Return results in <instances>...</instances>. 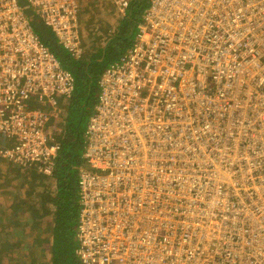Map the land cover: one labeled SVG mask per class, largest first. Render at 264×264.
<instances>
[{
	"label": "built area",
	"instance_id": "1",
	"mask_svg": "<svg viewBox=\"0 0 264 264\" xmlns=\"http://www.w3.org/2000/svg\"><path fill=\"white\" fill-rule=\"evenodd\" d=\"M25 1L52 29L55 44L80 59L78 0ZM136 1L111 0L128 19ZM174 2L175 20H203L201 44L190 52L201 57L219 47L220 54L196 66L186 65L194 56L183 50H176L183 56L178 61L161 59L163 46L170 52L168 44L181 38L173 28ZM141 19L134 46L98 82L84 132L79 264H264V102L255 104L250 88L261 84L264 93V71L250 72L264 69V0H150ZM227 57L234 58L230 66L222 64ZM74 88L72 74L43 43L20 0H0V144L15 162L53 175L63 132L57 102ZM159 91L167 97L154 99ZM136 116L139 129L132 124ZM168 117L176 122L171 131ZM157 129L166 131V142L156 140ZM206 143V159L186 157L182 166L192 170L179 173L182 183L171 200L165 193L176 190L168 181L177 171L166 168L178 147L193 154ZM139 165L152 170L151 177L133 171ZM162 200L172 206L164 223L148 213Z\"/></svg>",
	"mask_w": 264,
	"mask_h": 264
},
{
	"label": "trees",
	"instance_id": "2",
	"mask_svg": "<svg viewBox=\"0 0 264 264\" xmlns=\"http://www.w3.org/2000/svg\"><path fill=\"white\" fill-rule=\"evenodd\" d=\"M20 2L43 43L55 53L63 64V67L72 74L75 88L80 86L79 93L74 88L73 95L68 98L67 104L70 105L66 106V113L63 117L69 118V115L72 113L73 103L78 98L80 100L75 109V114L79 111L78 105L80 104H82L83 109L87 107L89 109L94 93L95 96L99 95L98 90L100 87L98 81L102 72L114 63L118 56L126 54L130 49L133 42L132 38L138 31L137 24L126 18L123 19L126 22V26L124 28L119 27L120 30L116 37H114V41L111 44V53L108 56H100L98 59H95V54L92 53V50H86L83 58L76 59L67 49L55 44L54 32L31 10L28 3L25 0H20ZM149 2L150 0H137L126 14L132 19L140 20ZM82 18L83 15H81V20L82 24H85L88 19ZM93 19L96 18L93 17L91 20ZM81 20L79 21L78 19L79 25H81ZM106 45L107 43L104 41L103 46ZM95 62L99 66V69L95 68ZM92 69H95V71H91ZM93 73L95 76L99 75L98 80L92 79L91 83H89V79L94 77ZM93 85L96 87L94 86L93 88ZM65 133H67L65 142L68 144L71 142V145L82 146V134L78 128L76 140L73 139L74 133L70 134L67 127ZM61 135L58 136L61 146L60 156L56 161V167L52 176H48L35 168L26 167L20 162H15V156L12 153H6L9 147L5 144H0V164H2L0 166V173L6 175L7 177L5 178H8L3 180L11 181L10 183L2 182L6 184L7 195H3L4 189L0 193V200L7 201V203L0 205V264H79L72 254L71 244L69 245L72 233L78 229L74 230V223L71 222L72 214L68 207L70 201L68 196L62 193L63 189H60L62 183L59 177L64 162L75 164L79 167L80 172L81 168L85 165V161L83 157L64 158ZM22 161L25 160L23 159ZM16 176L20 178V181H16ZM23 176H25V179L21 180ZM78 179L80 181L79 176ZM29 181L33 182L29 186L25 185ZM44 184H48V186L52 187L51 189H57L54 192V202H50L49 194H46L47 189L45 190L39 186ZM27 186L29 189L27 191L30 193L28 195L24 193L22 198H26L27 196V199L32 198L38 201V204L40 203L38 207L33 206L31 201H19L21 190ZM64 188H66V185H64ZM49 191L51 193V190ZM40 194L45 196L43 200L37 198ZM55 197L59 200L58 203ZM75 198L78 202V191ZM7 210L11 212L7 213ZM26 211L32 217V221L27 220ZM76 217L79 220V210L77 208ZM25 227H31V232L26 237L23 232Z\"/></svg>",
	"mask_w": 264,
	"mask_h": 264
},
{
	"label": "bare ground",
	"instance_id": "3",
	"mask_svg": "<svg viewBox=\"0 0 264 264\" xmlns=\"http://www.w3.org/2000/svg\"><path fill=\"white\" fill-rule=\"evenodd\" d=\"M150 4V2H149ZM174 6H175V18H174V21H173V28L175 31L177 32H180L181 33V38L180 39H175L173 42H171L170 44H168V47L169 49L171 50L170 52H167L166 49H165V46L164 47V55L161 57L165 59V61H170V63H172L174 60L175 61H178L180 59H182L183 56H181L180 54H177L176 53V50H183V51H186L187 55L190 57L191 55H193L194 57L192 58V60L188 59L186 60V65L187 66H196L197 63H202V62H206L210 59H213L216 55L220 54L219 52V47H216L215 49L213 50H208V51H205L202 56L200 57L198 55V52H190L189 48L193 47L192 44H195L197 47H199V45L201 44V41L197 42L196 39L197 38H202L203 37V28L200 29V26L201 24L203 23V20L202 18L200 19H183L182 17H179L177 20L176 17L178 16L177 15V10L179 9L178 7V3L177 2H174L173 3ZM184 11L182 10L181 14H183ZM180 14V15H181ZM122 19L126 18L128 19L127 17H125L124 15H122L121 17ZM240 21V17H237ZM130 20L131 22L133 23H136L137 24V27H138V31L136 32V34H134L133 36V42H132V45L130 48H132L135 44V41L137 39V36H138V32L141 30L142 27H144V22L142 21V19L140 20H135V19H128ZM199 22V23H198ZM205 27V25H204ZM255 31L257 32H260L258 31V29H255ZM166 32V31H164ZM260 40L263 42V45H264V32H261L260 34ZM162 43L163 45H167L165 43H168L167 42V39H164L162 40ZM167 47V46H166ZM81 48L82 50L84 51V45L83 43H81ZM216 52V54L214 53ZM259 55H262L263 53L262 52H259L258 53ZM83 55L80 57L83 58ZM153 60H155L153 58ZM233 59H230V58H225L223 59V62L222 64L223 65H226V66H230L231 65V61H233ZM235 69V68H234ZM257 71H264L263 68H259V69H256V68H252V70L250 71L251 73H255ZM184 75L187 76V78L189 77V74L186 72H184ZM186 78V79H187ZM190 83V81L188 82V80L186 81L185 84L182 85L183 86H188V84ZM261 84H252L251 85V90L253 92V102L255 104H260L262 102H264V93L261 92V88H260ZM162 91H159L155 94V96H153L154 99L156 98H163V97H167L165 94H162L161 93ZM153 99V100H154ZM208 107H206V105H203V109H206ZM168 121H169V124H170V131L172 130V128H174L176 126V122L174 121V119L172 117H168L167 118ZM183 125L185 124H188V121H182L181 122ZM132 124L135 125V127H137L138 129L141 128V124H142V119L139 118V117H135L132 121ZM227 127H228V123H227ZM216 130H220L219 127L216 128ZM154 134H155V137H156V140L157 141H162V142H166L165 140V135H167L166 131H162L160 129H157L154 131ZM172 141H175L177 142L178 139L176 137H171ZM151 151H153L155 154H158L159 151L155 150L154 147H152ZM177 154L179 155L178 157L174 158L172 160V164L170 166V168H166L167 172L169 171L168 169L173 170V171H177V173H174L173 175L170 176L169 178V181H168V185L176 190H170L168 192L165 193L166 196H168L169 194H171V200L175 199V195L174 194H177L178 192V185L182 183V180L181 178H183V174H179V173H183L185 171H189V170H192V168L189 166V167H183V162L186 160V157H192L193 160L195 161H200V160H204L206 159L207 157V154H208V143L205 144V150L202 151V152H199V151H195L193 154L189 153L186 149L184 148H181V147H178V150H177ZM93 164L92 163H89L86 167V172L88 173H91L93 172ZM226 168H229V166H226ZM196 169H200L202 171H206L207 168H202V167H196ZM233 169L234 171H238V166L236 165H233ZM133 171H139L142 175H145L146 177H151V173H153L152 170H148L150 172H148L146 169H144V167L142 165H139L137 167H133ZM191 174V171L190 173H188V175ZM97 175V167H96V161H95V176ZM165 187V183L160 186V187H157V188H164ZM156 188V189H157ZM218 194L221 195L222 192L221 191H218ZM170 211H172V206L170 204H167L166 201L162 200L161 201V206H159L158 208H155V209H150L148 210V213L154 217L155 220L157 221H161L160 223H164V221H171V217L169 215ZM127 213V212H125ZM130 213V212H128ZM114 227H116V225H114ZM89 237V236H88ZM91 239H94L95 240V237L91 236L89 237ZM72 242H74V247L72 248V254L74 256V258L77 260V256L75 254V249L76 247H78L80 245V241L75 238V239H70L69 240V244H71ZM169 242H166L163 240V243L162 244H165L167 245ZM78 262V260H77ZM79 263V262H78Z\"/></svg>",
	"mask_w": 264,
	"mask_h": 264
},
{
	"label": "rangeland",
	"instance_id": "4",
	"mask_svg": "<svg viewBox=\"0 0 264 264\" xmlns=\"http://www.w3.org/2000/svg\"><path fill=\"white\" fill-rule=\"evenodd\" d=\"M85 1V0H82ZM96 1L98 3H96ZM83 13L84 16L82 19H84L86 16H89V14L91 13L92 15H95V33H91V37H95V52H94V58L98 59L100 56H108V54L111 53V44L114 41V37H116V35L118 34V31L120 30L119 27L124 28L126 26V22L121 18L122 14L113 6L111 0H95V7L93 5L91 6H86L83 8ZM103 15V16H102ZM108 16L110 18L109 21H103V17ZM78 19L79 21L81 20V15H78ZM101 20V21H99ZM113 33V34H112ZM100 41H105L107 43L106 46L101 47L99 45ZM101 47V48H100ZM93 52V51H92ZM91 63V62H89ZM95 68L99 69V66L96 64L95 62ZM91 71H95V69H92ZM94 77H91L89 79V83H91L92 79H96L98 80L99 75H96L93 73ZM88 83V84H89ZM80 100V98H78L76 100V102L73 103V109H72V113L69 115V118L66 119L65 118V126L63 129V135L61 137V143L63 145V148L67 149V143L65 142L67 137L65 131H66V127L69 130V133L73 134V139L76 140L77 139V128L83 132L86 130L88 124H89V120L90 117H88V113H89V109L88 107L86 108V110H81L78 111L75 114V109L77 107L78 101ZM82 142V139H81ZM75 152V155L78 156L79 153H81L83 151V147L82 146H76L73 145L72 146ZM67 152V151H66ZM2 164H0L1 166ZM14 166V165H12ZM78 172H79V167H77L75 164H72L70 162H64L61 170H60V181L62 183V186L60 187V189H63L62 193H65L68 196L69 199V204L68 207L71 210V214H72V219L71 222L74 223V230L77 228L78 225V217H76V208L78 209V202L76 200V195H77V191H78ZM25 173V172H24ZM18 175V174H17ZM0 193L3 190V195H7L6 193V184H3L2 182H8L10 183V180H3V179H8L5 178L7 177L4 174L0 173ZM17 177V176H16ZM53 179V177H51ZM25 179V176L21 177V180ZM16 181H20V178L17 177ZM33 181H29L27 184L25 185H30ZM8 185V184H7ZM64 185H66V188H64ZM28 186L23 188L21 190V196L19 197V201H24L27 200V202L31 201V204L33 206L38 207V201H35L32 198H28L27 196L26 198H22L23 194H29L28 191ZM41 188L43 189H47L46 194L48 193V197L50 199V202H54V192L57 189H51L52 187L48 186V184H44V185H39ZM28 190V191H27ZM51 190V193H49ZM1 195V194H0ZM44 195L40 194L39 196H37L38 199L43 200L44 199ZM57 200V203L59 202V200L57 199V197H55ZM7 203V201L4 200H0V205ZM79 210V209H78ZM11 212L10 210H7V213ZM26 215H27V220L28 221H32V217L30 216V214L26 211ZM24 232V236H29L30 232H31V227H25L23 229ZM75 231L72 233V238L71 239H75ZM70 245V244H69ZM71 247H74V242L71 243Z\"/></svg>",
	"mask_w": 264,
	"mask_h": 264
},
{
	"label": "crops",
	"instance_id": "5",
	"mask_svg": "<svg viewBox=\"0 0 264 264\" xmlns=\"http://www.w3.org/2000/svg\"><path fill=\"white\" fill-rule=\"evenodd\" d=\"M78 2L80 4L79 16H80V14L84 16V13H83V8L84 7L91 6V5H93L95 7V0H85V1L78 0ZM96 3H98V2L96 1ZM93 17H95V15H92L90 13L89 16L85 17V18L88 19L85 22V24H82V20H81V25H79V35H80L81 41H82V43H83V45L85 47L84 48V53H85L86 50H88V51L92 50L93 51L92 53L95 52V37H91V33H95V19L91 20ZM109 20H110V18L108 16L103 17V21H109ZM99 45L103 46L104 42L100 41ZM104 71L102 72L99 81L102 79ZM94 86L95 85H93L92 87L94 88ZM79 88H80V86L75 88L78 91V93H79ZM97 90H98V88H97ZM98 93L100 94V89L98 90ZM75 94H76V91H75ZM96 97H97V99H96ZM98 97H99V95L95 96V93H94L93 101H92V103H91V105L89 107L88 117H91L94 114V110H95L94 103H95V101L97 102ZM67 102H68V99H60V100H58L57 108H56V111H55L56 115L58 116V118H59V120H60V122H61V124L63 126V129H64V126L66 124L65 117H63V116L66 113V106L70 105V104H67ZM95 105H96V103H95ZM78 108H79V111L83 110V112H84V110H86V109H83L82 104L78 105ZM84 132L85 131L81 132V134H82V137H81V139H82V147H83V140H84ZM62 135H63V132H62ZM62 135H61V137H62ZM69 140H70V138H69ZM61 145H62V143H61ZM72 146L73 145H71V142H70V144L67 145V149L63 148L62 152H63L64 158H67V159L68 158H72V157H75V158L81 157L82 158V152L83 151L81 153H79L78 156H77V155H75V152H74V149H73ZM62 147H63V145H62Z\"/></svg>",
	"mask_w": 264,
	"mask_h": 264
},
{
	"label": "clouds",
	"instance_id": "6",
	"mask_svg": "<svg viewBox=\"0 0 264 264\" xmlns=\"http://www.w3.org/2000/svg\"><path fill=\"white\" fill-rule=\"evenodd\" d=\"M82 169V168H81ZM81 172V171H80ZM80 172L78 173V176H79V174H80ZM54 174V173H53ZM47 175V174H46ZM48 176H52V175H48Z\"/></svg>",
	"mask_w": 264,
	"mask_h": 264
}]
</instances>
